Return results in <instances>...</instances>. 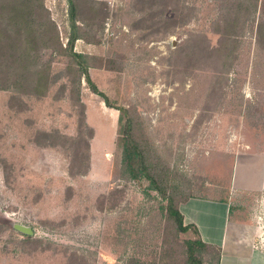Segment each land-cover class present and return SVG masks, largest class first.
Returning <instances> with one entry per match:
<instances>
[{"label": "rangeland", "instance_id": "rangeland-1", "mask_svg": "<svg viewBox=\"0 0 264 264\" xmlns=\"http://www.w3.org/2000/svg\"><path fill=\"white\" fill-rule=\"evenodd\" d=\"M42 1L66 47L69 0ZM76 1L88 38L75 48L91 57L93 82L130 111L136 139L191 193L180 207L200 223L176 230L167 200L124 163L120 111L84 77L73 88L65 75L39 98L0 89V264H186L187 242L219 233L237 210L264 230V182L248 193L233 179L235 164L240 178L250 160L264 177V0ZM227 19L237 21L232 43ZM67 64L56 56L52 75ZM193 198L206 200L185 204ZM220 200L232 204L227 219L212 203ZM14 223L39 242L23 243ZM208 246L200 259L217 264Z\"/></svg>", "mask_w": 264, "mask_h": 264}, {"label": "trees", "instance_id": "trees-1", "mask_svg": "<svg viewBox=\"0 0 264 264\" xmlns=\"http://www.w3.org/2000/svg\"><path fill=\"white\" fill-rule=\"evenodd\" d=\"M258 2L259 0L254 2L256 7ZM0 9L3 13L0 20L6 22H0V89H13L15 97L25 95L39 98L46 96L51 84L57 83L65 75L70 79L73 88H79L84 77L92 91L103 97L107 106L116 108L121 113L120 120L123 119V125L119 142L122 146L124 163L128 166L131 175L135 178L144 175L153 183L155 189L167 200L168 219L178 232L191 230L192 226L185 224V218L180 209L181 201L190 198L191 193L186 192L184 186L181 187L180 181L178 183L174 181L175 178L173 175L170 176L166 167L152 162L145 146L136 139L135 123L130 111L125 107L115 105L98 90L89 72L91 57L78 52L75 48L77 40L88 38L78 23L80 18L77 1L69 0L70 31L66 47H63L58 26L51 19L42 0H4V2L1 0ZM227 20L229 21L224 27L223 34L226 41L232 43L237 33V21ZM260 27L259 33L262 34L264 22L260 23ZM41 52L50 54V59L46 62L42 61L43 53ZM222 54H224L226 62L231 61L227 60L233 56L232 50L231 52L226 50ZM56 56L66 57L68 64L63 71L52 75L51 62L55 60ZM66 86L65 83L62 85L63 88ZM49 136L55 140L49 144L56 145V143L62 142L60 141L62 135L59 133ZM76 159L78 157L75 156L73 160L76 161ZM157 166L159 171L156 169ZM86 171L87 169H84L82 174H85ZM23 236L25 244L39 242L33 237ZM208 247L201 239L188 241L185 254L186 264H203L199 254ZM217 254V264H219V249H217ZM162 258L152 261L151 264H175L164 256Z\"/></svg>", "mask_w": 264, "mask_h": 264}, {"label": "crops", "instance_id": "crops-1", "mask_svg": "<svg viewBox=\"0 0 264 264\" xmlns=\"http://www.w3.org/2000/svg\"><path fill=\"white\" fill-rule=\"evenodd\" d=\"M243 165L247 170L240 178L237 172L239 162L234 166V185L248 193L261 191L264 177L260 162L250 160ZM248 171H252V173L249 174ZM199 200H206V198H193L185 202V204L189 205L191 202H196L198 205V202H202ZM212 203L216 206H222V214L226 215L227 219L229 208L232 207V204L228 200ZM185 213H183L185 224L198 227L200 222L197 217L186 211ZM239 216L240 213L237 210L234 216L230 217V220L227 219L225 221L222 230L219 233L217 232V234L213 233L211 229L206 232L201 230L200 233L203 234V236L201 234V240L207 245L215 246L220 250L219 264H264V230L260 228L262 223L260 221L256 223L253 215L247 219ZM200 229L202 228L199 227V231ZM258 239H260V243Z\"/></svg>", "mask_w": 264, "mask_h": 264}, {"label": "water", "instance_id": "water-1", "mask_svg": "<svg viewBox=\"0 0 264 264\" xmlns=\"http://www.w3.org/2000/svg\"><path fill=\"white\" fill-rule=\"evenodd\" d=\"M13 226L16 229V231H18L24 235H33L34 234L33 228L29 225H25L22 223H14Z\"/></svg>", "mask_w": 264, "mask_h": 264}]
</instances>
